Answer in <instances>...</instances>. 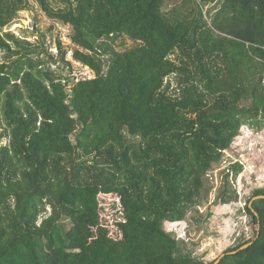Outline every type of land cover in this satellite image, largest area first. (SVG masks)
<instances>
[{
    "label": "trees",
    "instance_id": "trees-1",
    "mask_svg": "<svg viewBox=\"0 0 264 264\" xmlns=\"http://www.w3.org/2000/svg\"><path fill=\"white\" fill-rule=\"evenodd\" d=\"M36 1L94 76L64 79L3 32L28 5L0 0V264H213L165 225L200 205L243 127L264 125V0ZM260 196L244 205L253 238L218 264H264Z\"/></svg>",
    "mask_w": 264,
    "mask_h": 264
},
{
    "label": "rangeland",
    "instance_id": "rangeland-1",
    "mask_svg": "<svg viewBox=\"0 0 264 264\" xmlns=\"http://www.w3.org/2000/svg\"><path fill=\"white\" fill-rule=\"evenodd\" d=\"M47 1L54 8L62 6L60 0ZM27 5V10L19 12L12 25L3 32L10 31L17 38L31 43L41 52L46 65L64 79H76L84 74L93 77L90 69L71 58V27L49 19L36 0H27ZM111 44L117 51L133 46L131 41L120 38ZM59 45L61 50L67 51L64 61L69 62L71 67L62 62ZM50 56L55 63L51 62ZM3 59L0 53V61ZM93 59L94 67L101 70L103 58L94 54ZM237 165L241 169L235 173ZM226 187L229 188L228 194L235 192L237 200L223 204L219 196ZM261 188H264V125L261 128L246 126L230 151L224 154L222 163L206 176L200 205L190 210L184 221L165 225L166 231L182 240L186 250L192 252L195 258L213 261L227 249L253 238L255 227L245 215L244 205L252 192Z\"/></svg>",
    "mask_w": 264,
    "mask_h": 264
},
{
    "label": "water",
    "instance_id": "water-1",
    "mask_svg": "<svg viewBox=\"0 0 264 264\" xmlns=\"http://www.w3.org/2000/svg\"><path fill=\"white\" fill-rule=\"evenodd\" d=\"M257 199H264V197H263V196L255 197V198L252 199V201L257 200ZM258 236H259V227H258V229H257L256 238H258ZM251 244H252V242H251V243H248V244H246V245H244V246H242V247H240L239 250H244V249L248 248ZM236 252H237V251L232 252V253H230V254H235ZM223 256H224V254L220 255V256L218 257V259H216V261H215L213 264H218V262L220 261V259H221Z\"/></svg>",
    "mask_w": 264,
    "mask_h": 264
},
{
    "label": "built area",
    "instance_id": "built-area-1",
    "mask_svg": "<svg viewBox=\"0 0 264 264\" xmlns=\"http://www.w3.org/2000/svg\"><path fill=\"white\" fill-rule=\"evenodd\" d=\"M261 84H262V86L264 87V74H263V76H262Z\"/></svg>",
    "mask_w": 264,
    "mask_h": 264
}]
</instances>
